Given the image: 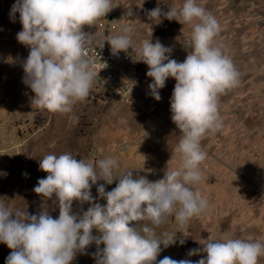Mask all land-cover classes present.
I'll list each match as a JSON object with an SVG mask.
<instances>
[{
	"label": "clouds",
	"instance_id": "1",
	"mask_svg": "<svg viewBox=\"0 0 264 264\" xmlns=\"http://www.w3.org/2000/svg\"><path fill=\"white\" fill-rule=\"evenodd\" d=\"M113 7L112 0H14L9 15L14 21L19 13L22 28L16 39L29 49L22 64V81L34 93L32 104L69 114L71 124L78 122L74 105L88 97L99 72L88 54L93 45L91 34L82 26L94 24ZM126 15H132L131 8ZM147 15L157 23L166 17L191 25L187 46L191 51L183 61L170 58L171 47L159 39L136 44L130 24L99 46L108 41L114 55L131 47L135 60L148 65L146 75L152 79L147 94L156 100L161 98L159 89L167 78L175 79L169 99L170 118L182 133L175 146L178 166L166 168L162 178L149 180L134 176L131 169L137 168L115 176L120 168L116 157L86 161L69 152L45 154L39 159V168L47 175L38 178L33 191L46 199L54 194L58 215L53 217L46 208L30 214L0 202V242L12 250L5 264H70L93 242L97 248L89 254L94 264H258V258L264 256L261 240L223 236L206 238L199 241L202 248L190 249L189 256L206 253L198 260L168 256L157 260L161 246L185 241L178 239V231L157 233L156 228L172 214L178 226H183L208 206L199 189L191 187L201 180L199 165L207 155L201 140L223 127L218 96L237 86L240 74L214 43L217 20L197 0H183L179 8L168 7L167 11L156 6ZM101 179L107 184L117 179V183L105 191L104 184L97 183ZM92 185L105 204L94 202L97 197L92 195ZM74 200L89 206L73 211Z\"/></svg>",
	"mask_w": 264,
	"mask_h": 264
},
{
	"label": "rangeland",
	"instance_id": "2",
	"mask_svg": "<svg viewBox=\"0 0 264 264\" xmlns=\"http://www.w3.org/2000/svg\"><path fill=\"white\" fill-rule=\"evenodd\" d=\"M215 17L219 31L214 37L216 46L231 58L239 72L237 86L218 96V110L223 127L208 132L201 140L207 155L199 165L201 180L193 189H199L208 206L199 216H193L183 226H178L174 214L156 228L157 233L178 231L184 243L162 247L157 260L168 256L172 259L198 260L205 253L188 255L190 249L202 248L199 242L206 238L223 236L251 238L264 242V0H197ZM14 0H0V202L14 208L26 209L30 214L46 208L56 217L59 208L52 198H43L33 191L38 178L47 173L39 168V159L47 153L69 152L77 159L95 161L108 156L120 161L114 175L126 169L137 168L133 175H144L149 180L162 178L164 171L179 164L175 151L182 133L171 120L170 96L175 79L167 78L159 89L160 99L149 92L151 77L146 75L148 65H140L141 96L134 103L100 100L95 91L75 103L73 111L79 117L71 124L69 114L50 112L32 104L34 93L23 83V61L29 49L18 42L16 33L22 28L16 19H10ZM114 7L92 25L83 27L105 28L112 36L122 26L134 27L133 39L137 44L145 39H157L171 47L170 58L183 61L189 51L188 38L191 25L161 17H148V10L159 6L179 8L183 0H112ZM131 8L132 15L126 13ZM130 138L126 152L108 154L122 139ZM210 162L214 169H202ZM104 184L105 191L112 184ZM91 192L100 204L104 197L97 194L96 185ZM88 202L80 205L73 201V211L86 209ZM136 223V222H131ZM93 233L98 235L96 229ZM100 247H103L101 243ZM93 242L85 253H77L70 264H94L89 253L96 251ZM12 251L0 242V264ZM177 253V256L173 254ZM188 256H187V255ZM155 264V262H153ZM264 264V256L258 258Z\"/></svg>",
	"mask_w": 264,
	"mask_h": 264
},
{
	"label": "built area",
	"instance_id": "3",
	"mask_svg": "<svg viewBox=\"0 0 264 264\" xmlns=\"http://www.w3.org/2000/svg\"><path fill=\"white\" fill-rule=\"evenodd\" d=\"M82 30L91 34L93 45L89 48L88 54L99 71L91 90L95 91L100 100L104 102L112 100L134 103L141 96L142 89L140 86V65L135 60L136 55L131 47L127 52L120 50L119 55H114L110 51L108 41L105 40L103 46H99L106 37L112 36L105 28L83 27ZM133 41L135 42L134 39ZM131 141L130 138L122 139L117 146L108 150V154L128 151ZM202 169L208 173L214 172L210 162H204Z\"/></svg>",
	"mask_w": 264,
	"mask_h": 264
},
{
	"label": "crops",
	"instance_id": "4",
	"mask_svg": "<svg viewBox=\"0 0 264 264\" xmlns=\"http://www.w3.org/2000/svg\"><path fill=\"white\" fill-rule=\"evenodd\" d=\"M131 171L134 173V170L131 169ZM160 177H155L154 180L159 179ZM187 255V254H186ZM173 256H177V253L173 254ZM188 256V255H187Z\"/></svg>",
	"mask_w": 264,
	"mask_h": 264
}]
</instances>
